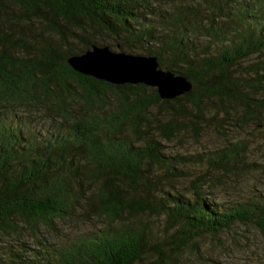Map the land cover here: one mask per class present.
<instances>
[{
    "label": "trees",
    "instance_id": "16d2710c",
    "mask_svg": "<svg viewBox=\"0 0 264 264\" xmlns=\"http://www.w3.org/2000/svg\"><path fill=\"white\" fill-rule=\"evenodd\" d=\"M92 46L153 57L191 89L160 100L72 71L66 59ZM231 106L234 122L263 124L264 0H0V264H217L218 249L264 239V196H211L214 173L238 168L239 144L203 155L186 192V159L163 151ZM37 116L50 125L36 132ZM72 218L98 227L49 255L24 245Z\"/></svg>",
    "mask_w": 264,
    "mask_h": 264
},
{
    "label": "rangeland",
    "instance_id": "374dc122",
    "mask_svg": "<svg viewBox=\"0 0 264 264\" xmlns=\"http://www.w3.org/2000/svg\"><path fill=\"white\" fill-rule=\"evenodd\" d=\"M22 31L29 36L37 35L40 32V27L36 22H33L32 25L22 26ZM109 50L118 53L112 46L109 47ZM257 58L260 57H249L235 70L253 63ZM262 96L263 94L256 95L258 98ZM231 107L232 110H229L226 120L216 117L212 120L206 119L204 123H199L200 127L195 133L196 136H193L192 130L187 127L186 132L170 142L163 143L164 153L186 159L181 165V174H179L181 178L177 181L179 186L182 187L181 192L187 191L188 181L203 172L205 166L203 155L223 147H230L231 144L236 143L241 147L240 164L233 172L218 171L214 173V177L218 179V182L213 180L214 189H212L211 196L219 202L240 201L250 197L264 196V122L263 124L234 122L236 115L239 113V108ZM48 125L50 124L46 120L38 116L34 119L33 126L36 132L46 129ZM178 192H180V189ZM97 227L98 223L94 220L82 221L77 218L55 220L51 229H42L35 240H28L24 245L29 249H34L37 242L40 241L42 249L47 251L49 255L56 247L67 246L79 235H83ZM235 230L239 231L240 227L233 228V231ZM240 235L241 237L246 236L244 233ZM217 238L207 237L203 241V248L212 251L213 248L210 245H213ZM249 241L248 247L246 245L240 246L233 249L228 255L220 256L222 253L218 249V252L213 253V255L219 257V263L217 264H264V239L255 236V238L251 237ZM206 243L207 246L204 247ZM38 256H40L39 252ZM48 259L49 257L47 260L41 261L40 256V259L35 260L34 264H50L51 261L50 259L48 261Z\"/></svg>",
    "mask_w": 264,
    "mask_h": 264
},
{
    "label": "water",
    "instance_id": "95a60500",
    "mask_svg": "<svg viewBox=\"0 0 264 264\" xmlns=\"http://www.w3.org/2000/svg\"><path fill=\"white\" fill-rule=\"evenodd\" d=\"M66 64L78 74L111 85L142 84L153 88L160 100H172L191 89L184 77L157 69L155 58L114 53L107 47L92 46L80 55L68 57Z\"/></svg>",
    "mask_w": 264,
    "mask_h": 264
}]
</instances>
